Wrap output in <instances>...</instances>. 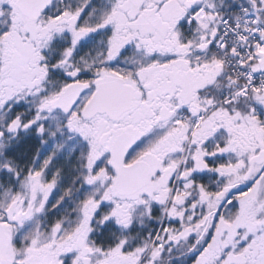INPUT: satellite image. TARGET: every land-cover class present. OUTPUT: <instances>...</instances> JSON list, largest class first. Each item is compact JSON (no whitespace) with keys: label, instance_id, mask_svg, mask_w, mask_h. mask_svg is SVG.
<instances>
[{"label":"snow or ice","instance_id":"6c2138e0","mask_svg":"<svg viewBox=\"0 0 264 264\" xmlns=\"http://www.w3.org/2000/svg\"><path fill=\"white\" fill-rule=\"evenodd\" d=\"M0 264H264V0H0Z\"/></svg>","mask_w":264,"mask_h":264}]
</instances>
